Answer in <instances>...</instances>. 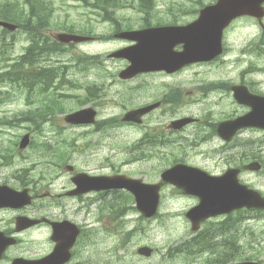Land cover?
I'll use <instances>...</instances> for the list:
<instances>
[{
  "label": "flooded vegetation",
  "instance_id": "flooded-vegetation-1",
  "mask_svg": "<svg viewBox=\"0 0 264 264\" xmlns=\"http://www.w3.org/2000/svg\"><path fill=\"white\" fill-rule=\"evenodd\" d=\"M196 10H194V13ZM144 14L146 15L143 17L144 24L140 27L138 26L139 28L135 27L132 29H144L166 24L181 25L189 23V21H187L182 23L151 24V16L148 17L150 14ZM198 15L199 14L196 13L194 19H196ZM242 19H250L258 31V34L254 40H250V42L243 48V55L241 57H245V55H255V57L259 59L258 57L264 55V14L260 16L244 15L234 19L226 29L224 28L222 54L219 57L210 61H195L186 64L174 73H168L164 70L152 71L141 73L135 77L140 78L152 76L156 79L162 78V80H165L166 78H169V80H172L170 78L174 76V81H176L177 78L186 76L190 71H194L193 74H195V81L190 83L191 87L185 88L187 90L186 93L183 88V83L186 80L181 79L176 82H170L168 84L167 92H164L162 95L161 92L163 91L164 86L161 88H158L159 85L151 86L152 83H156V79L153 81H151L150 78L145 79L148 88L144 90L145 92H143V95H150V97L153 98L150 102L142 105H153V108L151 111L143 115L141 123L130 121L131 123L129 126L141 130V139L137 140L134 144V150L136 151L140 149L141 154L139 155V158L131 156L130 158L125 159L124 165L132 167L133 163L136 161L146 160L153 157V150H157L155 152L156 157L164 156L166 153L162 148L166 145L174 146L180 151L183 150L184 146L188 145L191 151L184 153V155L172 161L173 164L171 165L177 163L187 164L201 171L207 172L208 174L200 172L201 175L205 176H221L230 168H239L241 182L247 183L250 187L258 189L264 194V189L261 188V172L264 169V126L257 124L243 125L239 127L240 129L231 140H226L219 135V128H227L225 123L238 117L245 116L253 111V105L251 103L242 102L237 98L236 87H242L252 96L264 97V83L260 78L257 80V77L255 76L257 73L264 72V66L257 65L256 62H251L248 63L246 68L241 70L238 74L241 79L231 81L233 78L229 77L233 70L231 66H235L239 62L227 60V55L229 52L233 51V45H229L231 34L238 22ZM116 22L121 24V26L124 24L120 23L119 20ZM128 23L129 24L126 26H123L127 28L131 27L132 23L130 21ZM118 32L113 31L114 36ZM96 37V35H93L94 39ZM178 46H180L179 49H177ZM183 48L184 45L182 43L176 45L177 51H181ZM23 53H25V51ZM17 62L20 63V60H17ZM56 63L58 64L60 62ZM30 68V74L34 75L37 72L36 66L30 64ZM203 68L208 69L203 70L200 73V69ZM207 71L210 72L206 73ZM65 72H67V70H65ZM62 73L64 74V72ZM198 75H200V84L196 82ZM130 80L132 79H120V82ZM93 87L95 90L97 89L96 84ZM154 88H156V90L152 93V90L149 89ZM173 88L176 89V94L171 93ZM2 90L1 87L0 124L4 125L5 117H3V114H6L5 105L8 107L11 105V102L7 104ZM146 91H148V93H146ZM89 95H94V91L91 90V88L89 89ZM187 95L191 96V99L185 103ZM36 96V93L32 94L29 103L27 102V99L24 98L25 107L27 108L16 112L17 114L21 113V116L30 118L33 123L31 126L28 128L14 129H21L20 133H10V130H13L12 128H0V193L5 190V186H9L16 191L27 188L32 195V202L28 205L0 206V242L5 240V237L15 239L0 257V264H12L18 257L40 262L42 258L52 253L57 245V242L53 238L55 231L54 223L63 221H70L71 223L78 225L80 229L79 236L71 249L72 257L65 264H84L83 261L77 259V256L81 240L83 236L86 235L85 230H88V225L70 218L68 215L69 207L67 203L64 202V199H75L77 201L79 205L75 210L77 214H80L82 211H91V208L94 207H96L98 211L105 208H109L113 211L111 208L112 206L116 208L114 212L119 211L120 213H123L126 210V213H128L135 208L136 204L134 194L130 189L112 186L110 188L87 189L91 185V177H112L117 179L118 175H122L125 178H136L146 183H159L161 181V173L158 177L151 178L149 176L144 177V175H146L145 173L134 174L128 171H123L122 168L118 167L117 163L113 161L112 151L115 149L113 148V145H110V139L108 138L111 130L119 129L115 128V122H117L115 118H99L100 111L97 110L98 119L92 125L56 124L46 126L43 123L47 121L45 120L47 115L50 114L53 116L54 114L59 113L60 107L56 106L55 110H50L48 112L44 108L39 110V105H41L42 102L39 103ZM156 97L159 99H156ZM19 99L21 100L22 98ZM41 99H43V97H41ZM165 104L175 108L179 107V109L177 108L176 112L173 113V117L168 121L165 120V115H162L164 107L166 106ZM37 116L41 118V124H37ZM186 117L191 119L189 123L184 124L181 127H173L174 121ZM149 121H152L150 123L153 124H149ZM74 127H89L87 129L97 133L95 141L100 155H103L101 156L102 160H99L96 163H91L89 159L88 164L90 163V165L88 167H85V163L81 160L79 161L83 163V165L73 162L67 163L71 159L67 150L62 148V144L68 142L64 138V132L68 128ZM51 132L53 134H49L48 136L47 134ZM26 134L30 136V143L27 147L20 148V141ZM38 137L42 139L37 142ZM212 144H214V146H212ZM59 145L60 147H57ZM204 146H212L213 150L210 151L214 156L211 155L210 152L202 150ZM31 147H33V150L36 148V151L40 152L38 154L39 159H42V157H40L42 154L41 152L49 153L54 151V158L56 159L54 160L55 164L61 168L56 174L57 178L66 174L68 176L67 185L62 184L59 189H55L54 187H51L55 182V179H53L52 183L49 185L41 184V186H39V183L34 179H31L28 175L32 168L35 169L38 167L37 160L34 161L32 158H29L32 162V168L18 166L23 158H17L14 154L18 153L24 155L25 151ZM253 163L259 165V169L254 170L247 168L248 165ZM42 168L44 169V165ZM54 169L55 168H53V170ZM104 169H107V171H104ZM46 170L47 169H44V171ZM76 177L78 178V182L75 181ZM111 183L112 181L108 183L104 179L100 181L101 186ZM196 185L199 191H203L204 188L211 186V183L207 180L199 179L196 182ZM167 187L171 188L170 192L173 196L181 198L195 197V204L199 201L197 196L188 195L182 189L166 183L161 190L162 206L164 198L163 192ZM76 188L83 190L78 194H70V192L76 190ZM119 198L120 200H123L122 204L117 202V199ZM239 211H242L239 217L240 229L244 235L231 239L230 241L233 242L234 245L237 244V246H228V248L237 250L236 255L238 254L237 256H239V260H257L260 264H264V254L262 253L264 236H253L256 229L260 228L259 223L264 211L245 208ZM184 212L185 210L182 211V213ZM20 217H29L38 221L31 226L22 227V225L18 223ZM221 217L223 218L225 216ZM221 217H217L214 220H218ZM156 218L158 217H155L154 219ZM210 220L212 221V219ZM206 224L201 227L200 232L191 233V231H189L188 233L191 234L184 237L180 242L182 247L178 248V250L186 248L187 239H192V242L195 243L196 246H199L202 241V237L199 235L203 234ZM36 234H41L45 243L40 244V238L34 240L32 235ZM47 243H49V246L44 247ZM222 243V260L225 261V239ZM230 253L232 252H228L226 255V260L230 258ZM37 264L44 263L40 262Z\"/></svg>",
  "mask_w": 264,
  "mask_h": 264
},
{
  "label": "rangeland",
  "instance_id": "rangeland-1",
  "mask_svg": "<svg viewBox=\"0 0 264 264\" xmlns=\"http://www.w3.org/2000/svg\"><path fill=\"white\" fill-rule=\"evenodd\" d=\"M6 0H0L5 2ZM23 6L24 0H18ZM55 6L54 15L52 17V24L47 29L46 34L55 35L58 32L66 31L64 28L74 29L82 31L81 34L92 32L97 34L93 41L75 44L72 48L65 51L63 54H56L52 56L50 61L44 62L46 65L58 64L72 65V68H68L67 74L73 86L70 89L64 88L65 93L68 94L63 100H59L63 104L65 113L80 109L84 106H94L100 111L99 118H120L127 110L138 107L144 103L150 102L153 97L150 95H143L144 90L148 88L146 84V78H150L151 81L155 80L152 76L135 78L130 81L120 82L118 78L119 70L126 66L127 61L124 59H110L108 54L114 50L122 48L128 45L130 42H125L120 39H106L103 36H108L115 31V25L111 21H104L102 10L88 7L83 0H52ZM89 1V0H88ZM214 0H155L156 5L154 10L148 15L151 16V24L158 23H182L187 22L196 17L194 10L200 9L202 5L211 3ZM139 5V2H136ZM27 8V7H26ZM116 18L120 23H124L126 26L130 21L132 24L131 28H139L144 24L143 17L146 16L143 11L138 8H131L129 6L116 10ZM139 26V27H138ZM85 32V33H84ZM13 33V34H12ZM258 34L255 26L250 19H242L238 22L236 27L233 29L231 34V40L229 45H233V51L227 55V60L239 61L235 66H231L233 69L230 78L233 80H239L241 77L238 76L241 70H244L248 63L256 62L257 65L264 66V55L258 57L255 55H245L241 57L243 48L254 40ZM4 35L6 39L11 43L9 52V63L15 61V58L19 54H22L25 48L29 44L27 34L23 32H9L5 34L0 28V36ZM233 42V44H232ZM180 46L177 47L179 49ZM82 54L101 55L104 61L100 67L96 64H87L82 58ZM4 64L0 62V66ZM209 68V67H208ZM208 68L200 69V73ZM210 71H207L208 73ZM194 71H190L188 75L177 78L178 80H186L183 83L184 92L189 88L190 83L195 81ZM199 73V74H200ZM167 76V75H163ZM199 76L196 82H199ZM257 80L259 78L264 83V72L255 74ZM254 76V78H255ZM162 80L157 78L156 83H152L151 86H158V88L164 86L162 95L168 90V84L174 81V76ZM168 82V83H167ZM96 84L97 89H94ZM2 86V85H0ZM134 87V88H133ZM94 91V95H89V89ZM157 88V89H158ZM88 89V92H87ZM63 90V91H64ZM152 90V93L156 90ZM127 92H138L136 101H133L130 97L131 93ZM59 93V91H58ZM148 93V91H146ZM171 93L176 94V89L173 88ZM53 95L56 96V92L53 91ZM153 95V94H151ZM89 96L87 99H81V97ZM156 99H159L156 97ZM191 99V96L187 95V101ZM164 101V100H163ZM140 103V104H139ZM138 104V105H137ZM164 112L165 120L168 121L173 117V113L179 107H171L165 104ZM185 106V105H184ZM6 114L3 117L11 120L12 123L9 125H1L0 128H12L10 133H20L21 129L14 130L16 128H28L33 123L30 119H25L20 114H17L19 110L26 109L24 98L13 102L8 107L5 105ZM214 108V107H213ZM30 110V109H27ZM17 114V115H16ZM52 115H47L46 126L65 124L63 120L64 114L62 112L56 113L52 120H49ZM17 120L16 122L14 120ZM40 122V121H38ZM37 124H41L38 123ZM152 121H149V124ZM89 127H74L68 128L64 132V138L66 143L62 144V148L67 150L69 160L67 163L73 162L79 165L85 163V167L91 163H96L101 159L99 149L96 145V134L92 132ZM115 130L110 131L108 138L109 143L115 149L112 151L113 161L117 163L119 168L123 171L130 173H145L144 177L149 176L151 178L158 177L160 172L169 167L172 161L178 157L184 155L186 152H190L189 146H184L183 150L180 151L174 146L166 145L162 150L166 153L164 156L156 157L153 150V157L146 160H139L133 163L132 167L124 165L125 159L134 156L135 158L141 154V150H134V144L137 140L141 139V130L139 128L131 127L124 124L121 120L115 122ZM48 133L47 135L49 136ZM42 138L38 137L37 142ZM214 146V144H212ZM204 146L202 150L210 152L213 147ZM57 147H60L57 146ZM40 152L36 151V148H29L25 151L24 155L15 153L17 158H23L18 166H24L32 168V162L29 158L34 161L37 160L38 167L32 168L28 174L31 179L38 182L39 186L49 185L53 182L55 189H59L60 185L68 184V176L57 178L58 170H61L55 164L56 160L54 157V151L52 152H41L42 154L39 159ZM116 155V157H115ZM13 156V155H12ZM16 158V159H17ZM32 160V161H33ZM81 160L83 163H81ZM44 165V171L42 168ZM95 166V165H94ZM53 168H55L53 170ZM103 169V168H102ZM107 171V169H104ZM261 187L264 188V172L261 176ZM171 188L167 187L163 194V206L161 208V214L156 219L142 218L141 213L137 209L126 213L114 212L116 208L113 206L111 209L97 210L96 207L91 208V211H82L80 214L75 212L76 207H79L77 201L74 199H64L67 203L69 210L68 215L70 218L78 220L80 223H85L88 226V230H85V234L81 240L80 248L78 249L77 259L83 261L84 264H205L207 253L203 257H197L196 255H185L177 254L173 252L174 256H171L170 249L179 242H181L190 231V226L186 222L182 211L188 209L190 206L195 204L194 198H181L173 196L170 192ZM112 201V200H111ZM110 201V202H111ZM123 200L117 199L119 204H122ZM104 207V205H103ZM102 207V208H103ZM264 224V222H262ZM33 239H39V243H45V240L41 237V234L32 235ZM142 245H149L156 249L155 253L151 257L140 256L137 253L138 247ZM49 243L45 244L44 247H48ZM262 253L264 254V244L262 245Z\"/></svg>",
  "mask_w": 264,
  "mask_h": 264
},
{
  "label": "water",
  "instance_id": "water-1",
  "mask_svg": "<svg viewBox=\"0 0 264 264\" xmlns=\"http://www.w3.org/2000/svg\"><path fill=\"white\" fill-rule=\"evenodd\" d=\"M264 0H219L213 5L202 10L201 16L195 22L186 26H165L148 28L140 31H125L117 34V37L136 40L137 43L112 53L113 57H124L131 61V64L121 72L124 79L132 78L137 73L155 70H166L173 72L186 64L195 61L211 60L222 52V32L235 17L244 14L260 16L264 14L262 7ZM0 26L10 30L17 28L16 24L0 20ZM59 40L63 42H81L87 39L86 36L78 34L60 33ZM184 43L182 51L174 50V47ZM236 96L242 102L253 105V111L239 117L236 120L225 123L227 128H219V134L225 139H232L239 127L247 124H257L264 126V97L252 96L242 87H236ZM152 109V107L141 108L129 112L124 119L140 121V116ZM96 112L92 108H84L69 113L66 121L69 123H90L95 121ZM189 119L176 121L174 126L180 127L188 123ZM29 136L26 135L20 144V148H25L29 144ZM237 171L228 172L225 177L216 179L217 183L209 181L204 175L192 171L185 165H177L163 173L165 180L177 184L190 193H197L201 197V203L191 209L189 218L194 222V228H198L199 223L212 215L230 212L241 207L245 196L241 191L243 186L237 180ZM78 177V176H77ZM75 181L78 182V178ZM104 179L111 184L101 186L100 181ZM199 179L207 180L211 186L199 191L196 182ZM112 177H91V185L87 189H101L112 187H127L132 190L137 198L138 208L147 217L153 216L159 203V188L161 185L145 184L141 185L140 180L117 179ZM225 181V189L223 182ZM5 190L0 193V206H21L31 202L28 190L15 191L5 186ZM83 189L76 188L70 194L81 193ZM26 224L22 227L31 226L36 220L22 218ZM53 238L57 241L54 251L44 257V264H65L71 258V248L79 234V228L69 221L54 223ZM1 241L0 255L11 243L12 240ZM139 252L150 255L152 249L141 247ZM40 262L17 259L13 264H37ZM255 264V263H239Z\"/></svg>",
  "mask_w": 264,
  "mask_h": 264
},
{
  "label": "trees",
  "instance_id": "trees-1",
  "mask_svg": "<svg viewBox=\"0 0 264 264\" xmlns=\"http://www.w3.org/2000/svg\"><path fill=\"white\" fill-rule=\"evenodd\" d=\"M88 5L95 9L102 10V15L105 19L116 23V29L120 30L124 28L121 24L115 22L116 16L112 9H118L127 7L128 3H131L132 7L138 8L140 11L150 13L154 7L153 0H139L140 3L137 6L136 0H97L95 3H91L85 0ZM18 0H6L0 2V19H4L20 26L21 29L29 33L30 38L34 41L26 54L21 56L17 61L10 64H4L0 71V82L4 84H10L13 86H19L22 88H28L30 90L35 84L41 86H48L52 82V77L47 76L50 69L40 67L34 74H30V64L34 65L42 60L49 58L54 52L62 50V46H58L56 41H50V37L43 35V29H49L52 24V17L55 11V7L49 4L46 0H25V4L29 6L28 14L23 10V6L20 5ZM73 31V30H71ZM5 33H9L7 29H4ZM92 32H88L91 34ZM10 51L9 46L3 42L1 48V54L5 55L1 57V61H7L8 53ZM96 56L85 57L86 61H95ZM47 76V77H46ZM46 92V90H44ZM6 93H8L6 91ZM58 105V101L56 100ZM58 106H62L60 103ZM56 107L48 106L46 111L55 110Z\"/></svg>",
  "mask_w": 264,
  "mask_h": 264
},
{
  "label": "bare ground",
  "instance_id": "bare-ground-1",
  "mask_svg": "<svg viewBox=\"0 0 264 264\" xmlns=\"http://www.w3.org/2000/svg\"><path fill=\"white\" fill-rule=\"evenodd\" d=\"M213 96V95H212ZM210 97V96H209Z\"/></svg>",
  "mask_w": 264,
  "mask_h": 264
}]
</instances>
